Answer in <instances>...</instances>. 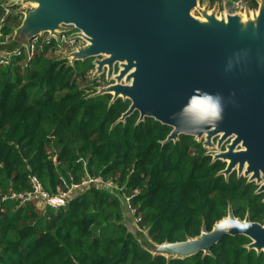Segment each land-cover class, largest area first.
<instances>
[{
	"label": "trees",
	"instance_id": "trees-1",
	"mask_svg": "<svg viewBox=\"0 0 264 264\" xmlns=\"http://www.w3.org/2000/svg\"><path fill=\"white\" fill-rule=\"evenodd\" d=\"M211 3L217 0H209ZM251 8L257 3L251 1ZM10 40L21 15L1 21ZM0 63V264H264L245 237L225 236L209 254L168 260L153 255L122 224L119 200L88 179L112 183L129 200L152 242H184L210 232L232 213L264 224V194L226 165L213 162L201 142L134 113L130 101L97 94L93 60H60L55 39L32 41ZM36 176L51 196L80 186L58 209L21 203Z\"/></svg>",
	"mask_w": 264,
	"mask_h": 264
},
{
	"label": "water",
	"instance_id": "water-1",
	"mask_svg": "<svg viewBox=\"0 0 264 264\" xmlns=\"http://www.w3.org/2000/svg\"><path fill=\"white\" fill-rule=\"evenodd\" d=\"M5 1L8 8H19L14 13L22 21L13 28L10 41L0 43V61L30 50L37 37L47 35V40L60 42L63 34L76 31L69 39L82 44L60 60L73 66L92 59L91 78L97 80L105 73L106 82L114 81L97 87V94L110 95L112 103L130 101L119 122L137 112L139 122L150 118L172 129L164 143L188 136L204 141L205 150L218 138V149L228 145L227 150L207 155L226 165L222 174L236 172L264 194V0H255L257 8L247 7L244 13L207 9L203 20L193 16L200 0L0 3ZM205 92L224 97V112L218 123L201 129L207 105L199 97ZM110 192L119 200L128 233L154 256L170 260L207 255L225 236L245 237L250 250L264 253V224L252 222L249 216L240 220L232 213L196 238L156 245L139 229V235L128 230L127 200Z\"/></svg>",
	"mask_w": 264,
	"mask_h": 264
},
{
	"label": "rangeland",
	"instance_id": "rangeland-1",
	"mask_svg": "<svg viewBox=\"0 0 264 264\" xmlns=\"http://www.w3.org/2000/svg\"><path fill=\"white\" fill-rule=\"evenodd\" d=\"M251 1L252 0H237V1L236 0L235 1L234 0H217L214 3H211V2H209V0H200L199 6L193 12V16L195 18H197V19L203 20V11L204 10L207 11V9H209L211 11L214 8H218L219 9V13L224 12V11L227 12V13H230V14L244 13L246 11L247 7H249L251 9ZM253 1H255V0H253ZM18 9L19 8H13L12 9L13 10L12 11L13 14H15L14 11H16ZM251 11H253V8L251 9ZM67 34L69 36H74L76 34V31H69ZM42 38L43 39H46L47 38V35H44ZM39 39H41V38L40 37H37V39L35 38L34 40L35 41H38ZM9 41L10 40H8V38H7L6 39V42H9ZM78 45H80V44H78ZM66 53L68 54L69 51L63 50L62 53H60L59 59L64 54H66ZM92 74H93V71H92ZM101 80H104L103 86H107L109 84H113L114 83V81H111L110 83L106 82L105 73L103 74V76H101V77L98 78V81H101ZM203 142L204 141H202V143ZM217 144H218V138L213 139V146L212 147H206L207 148L206 151L207 152H210L211 151L212 153L218 152L217 151V149H218ZM227 146L228 145H226V146H224V147H222L221 149H218V150H220V151H226L227 150ZM100 187H104L106 190H108V189L110 190L111 189V191H114V192H117V193H121L118 190L112 189V188H114V186H113L112 183H105L104 182V184H100ZM121 196H123L124 198H126L127 204L129 206V209H130V213H126V223H127L128 230H130V231L138 234V231L137 230L139 229L141 231V232H139V234H142V237L145 236V239H149L150 240L151 237H150V235H148L147 229L142 228L139 225L140 219L135 215V212L131 209L128 198L123 193H121ZM250 244H251V242L248 244V246Z\"/></svg>",
	"mask_w": 264,
	"mask_h": 264
},
{
	"label": "built area",
	"instance_id": "built-area-1",
	"mask_svg": "<svg viewBox=\"0 0 264 264\" xmlns=\"http://www.w3.org/2000/svg\"><path fill=\"white\" fill-rule=\"evenodd\" d=\"M6 2L0 3V11L2 10V19L4 21L6 17L13 14V10L6 6ZM35 41V40H34ZM58 42V41H57ZM59 47L62 50H67L69 52L73 51L78 44H82V41L78 39H69L68 34H63L61 36V41L58 42ZM34 46L31 43L30 52L33 53ZM6 60L0 61V63H5ZM29 181L32 185V190L25 194L13 195L12 199H18L21 203H26L29 201H34L37 203L39 208L51 207L54 209H58L60 206L65 205L71 197V193L78 189L80 186L72 185L71 188L62 193L59 196H51L47 191L44 190L42 184L36 176H30ZM105 181L101 179H88L82 183V186H88L90 184H95L98 188L105 189L104 187H100V184H104ZM107 183V182H105Z\"/></svg>",
	"mask_w": 264,
	"mask_h": 264
},
{
	"label": "clouds",
	"instance_id": "clouds-1",
	"mask_svg": "<svg viewBox=\"0 0 264 264\" xmlns=\"http://www.w3.org/2000/svg\"><path fill=\"white\" fill-rule=\"evenodd\" d=\"M199 99L207 105V113L199 125L201 129L211 127L213 124L222 120L224 112V97L222 95L219 93L212 94L205 92ZM173 115L175 117L176 114Z\"/></svg>",
	"mask_w": 264,
	"mask_h": 264
},
{
	"label": "flooded vegetation",
	"instance_id": "flooded-vegetation-1",
	"mask_svg": "<svg viewBox=\"0 0 264 264\" xmlns=\"http://www.w3.org/2000/svg\"><path fill=\"white\" fill-rule=\"evenodd\" d=\"M236 173V172H235ZM237 174V173H236Z\"/></svg>",
	"mask_w": 264,
	"mask_h": 264
}]
</instances>
